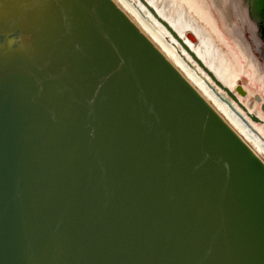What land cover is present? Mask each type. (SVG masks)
Returning <instances> with one entry per match:
<instances>
[{"label":"water","instance_id":"95a60500","mask_svg":"<svg viewBox=\"0 0 264 264\" xmlns=\"http://www.w3.org/2000/svg\"><path fill=\"white\" fill-rule=\"evenodd\" d=\"M0 264H264V162L113 0H0Z\"/></svg>","mask_w":264,"mask_h":264},{"label":"bare ground","instance_id":"6f19581e","mask_svg":"<svg viewBox=\"0 0 264 264\" xmlns=\"http://www.w3.org/2000/svg\"><path fill=\"white\" fill-rule=\"evenodd\" d=\"M113 1L264 162V126L251 112L245 111L232 92L243 76L255 84L241 50V38L238 40V34L242 33L240 25L246 17L252 22L241 0H230L232 7L229 1L223 0ZM158 17L166 21L183 42ZM260 45L264 54L263 44ZM192 53L231 93L214 80ZM258 90L263 87L259 86ZM246 91L248 95L254 94L251 88ZM245 105L250 111L255 110L254 101H246ZM262 107L264 109V105ZM258 113L261 116V112Z\"/></svg>","mask_w":264,"mask_h":264},{"label":"rangeland","instance_id":"374dc122","mask_svg":"<svg viewBox=\"0 0 264 264\" xmlns=\"http://www.w3.org/2000/svg\"><path fill=\"white\" fill-rule=\"evenodd\" d=\"M223 1H227V2L229 1L228 4L231 5V7H232V3L230 2V0H223ZM240 27H242L241 28L242 33H241V35L238 34V40L241 38L239 40L240 44L242 45L241 50H243L244 56L246 57V60H248L247 63H248L249 68L251 70V74L254 78L255 84L250 83L249 82L250 80L248 79V77L243 76L242 79L238 81L235 89L232 92L234 94L235 99H237V102L240 101V103L239 102L238 103L241 104V106L245 107V111H247V113H249V114L251 112V114L255 115L258 118L257 122L264 126V109L262 107V105H264V99L262 98V96L264 97V93H263L264 92L263 91L264 90V54L261 53V50H260L261 45H260L259 41L257 40V38H255L256 34H255V26L253 24V21L251 22L246 17L244 24H241ZM227 34H228V37H230L229 33H227ZM247 44H249L250 47H248ZM253 46H255V47H253ZM259 86L260 87L262 86L263 90L259 91L258 90ZM256 87H258V88L256 89ZM247 88L253 89L254 94L248 95L246 93ZM260 93H262V94H260ZM246 101H249V102L254 101L256 103L255 108H254L255 110L250 111L249 109H247V105H245ZM258 112H261V116ZM249 114H247V115H249Z\"/></svg>","mask_w":264,"mask_h":264}]
</instances>
